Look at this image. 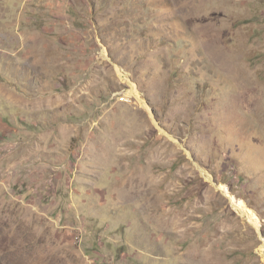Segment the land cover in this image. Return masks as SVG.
<instances>
[{
	"label": "rangeland",
	"instance_id": "1",
	"mask_svg": "<svg viewBox=\"0 0 264 264\" xmlns=\"http://www.w3.org/2000/svg\"><path fill=\"white\" fill-rule=\"evenodd\" d=\"M0 225V264H264V0H0Z\"/></svg>",
	"mask_w": 264,
	"mask_h": 264
},
{
	"label": "bare ground",
	"instance_id": "2",
	"mask_svg": "<svg viewBox=\"0 0 264 264\" xmlns=\"http://www.w3.org/2000/svg\"><path fill=\"white\" fill-rule=\"evenodd\" d=\"M132 92L133 93H137L136 92V90L135 89H133L132 90ZM33 171V170H32ZM13 203H14V201H13ZM15 205V204H14ZM233 205H234V207H235V209L237 210V212L240 214V215H242L243 217H245L248 221H250V222H252L253 224H257V221H258V218H257V216H256V214L249 208V207H247L243 202H238V201H235V199L233 198ZM9 207V206H8ZM24 207V206H23ZM19 208V207H18ZM21 208V207H20ZM22 209V208H21ZM31 209V208H30ZM23 210V209H22ZM27 211V210H26ZM36 212V211H35ZM11 213V212H10ZM8 214V213H7ZM35 215H36V213H35ZM43 216V215H42ZM33 217H34V215H33ZM38 217V216H37ZM36 217V218H37ZM6 218V217H5ZM42 218V217H41ZM40 218V219H41ZM34 219V218H33ZM33 219H32V221H33ZM50 219V218H49ZM42 220V219H41ZM27 222V221H26ZM42 222H43V220H42ZM10 223V222H9ZM47 223H48V221H47ZM29 224V223H28ZM28 224H26V225H28ZM42 224V223H41ZM0 226H2V225H0ZM24 226V225H23ZM33 226V225H32ZM31 226V227H32ZM41 226V225H40ZM44 226V225H43ZM47 226V225H46ZM51 226V225H50ZM52 226H53V224H52ZM5 227V226H4ZM20 227V226H19ZM18 227V228H19ZM1 229H3L2 227H1ZM0 229V230H1ZM24 229V228H23ZM5 230V229H4ZM8 230V229H7ZM32 231V230H31ZM48 231V230H47ZM1 232H2V230H1ZM27 232H29V231H27ZM4 233V232H3ZM6 233V232H5ZM26 234V233H25ZM30 235H31V233H29ZM36 234V233H35ZM38 234V233H37ZM50 234V233H49ZM32 235H34L33 233H32ZM53 235V234H52ZM5 236V235H4ZM15 236H16V234H15ZM37 236V235H36ZM10 237V236H9ZM23 237V236H22ZM34 237V236H33ZM33 237H31V238H33ZM50 237V236H49ZM3 238V237H2ZM2 238H0V240L2 239ZM7 238V237H6ZM25 238H26V236H25ZM28 238H29V236H28ZM30 238V239H31ZM47 238V237H46ZM4 239V238H3ZM9 239V238H8ZM24 239V238H23ZM41 239H42V237H41ZM5 240H7V239H5ZM36 240H37V237H36ZM20 241V240H19ZM30 241V240H29ZM32 241H33V239H32ZM38 241V240H37ZM52 241H54V240H52ZM1 242H3V241H0V247L2 246L1 245ZM48 242V241H47ZM46 242V243H47ZM42 243V242H41ZM45 243V244H46ZM18 244V243H17ZM27 244V243H26ZM31 244V243H30ZM29 244V245H30ZM43 244V243H42ZM49 244V243H48ZM48 244H46V245H48ZM23 245V244H22ZM33 245V244H32ZM31 245V246H32ZM41 245V244H40ZM50 245H52V242L50 243ZM34 246V245H33ZM45 246V245H44ZM27 247V246H26ZM28 247H30V246H28ZM36 247V246H35ZM54 247H52V249H53ZM10 249V255H12V264H33V260H31V259H29V258H26L22 253H21V251H20V249L15 245V243L12 241V242H10V243H8V250ZM28 249V248H27ZM37 249H38V247H37ZM49 250H51V249H49ZM49 250H48V252H49ZM58 250V249H57ZM59 250H61V249H59ZM53 251V250H52ZM56 251V250H55ZM3 252V251H2ZM7 252V251H6ZM26 252H28V251H26ZM63 252V251H62ZM38 253H39V251H38ZM61 253V252H60ZM49 254V253H48ZM56 254H57V252H56ZM28 255V254H27ZM40 255V254H39ZM54 255H55V253H54ZM61 255V254H60ZM4 256V255H3ZM51 257H52V255H51ZM3 258V257H2ZM1 258V259H2ZM40 258V257H39ZM45 258V257H44ZM58 258H61L60 256L58 257ZM8 259V258H7ZM55 259V258H54ZM5 260V259H4ZM52 260V259H51ZM60 260V259H59ZM44 261H45V259H44ZM48 261V260H47ZM57 263H58V261H56ZM62 262V261H61ZM48 263V262H47ZM11 264V263H10ZM45 264V263H44ZM51 264H53V263H51ZM60 264V263H59Z\"/></svg>",
	"mask_w": 264,
	"mask_h": 264
}]
</instances>
